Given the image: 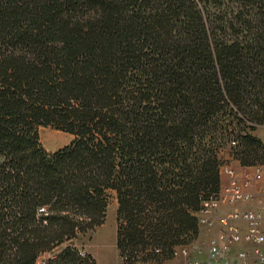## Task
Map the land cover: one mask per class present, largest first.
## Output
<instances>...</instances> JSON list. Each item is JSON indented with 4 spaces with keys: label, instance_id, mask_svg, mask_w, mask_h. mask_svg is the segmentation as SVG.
<instances>
[{
    "label": "trees",
    "instance_id": "16d2710c",
    "mask_svg": "<svg viewBox=\"0 0 264 264\" xmlns=\"http://www.w3.org/2000/svg\"><path fill=\"white\" fill-rule=\"evenodd\" d=\"M258 126L264 0H0V264H98L72 243L112 193L125 263L173 259L220 151L264 164ZM40 127L74 140L48 153Z\"/></svg>",
    "mask_w": 264,
    "mask_h": 264
},
{
    "label": "built area",
    "instance_id": "2783aa9c",
    "mask_svg": "<svg viewBox=\"0 0 264 264\" xmlns=\"http://www.w3.org/2000/svg\"><path fill=\"white\" fill-rule=\"evenodd\" d=\"M238 169L222 165L227 183L197 213L200 231L216 233L205 245L175 248L173 258L184 257L185 264H264V165Z\"/></svg>",
    "mask_w": 264,
    "mask_h": 264
},
{
    "label": "rangeland",
    "instance_id": "374dc122",
    "mask_svg": "<svg viewBox=\"0 0 264 264\" xmlns=\"http://www.w3.org/2000/svg\"><path fill=\"white\" fill-rule=\"evenodd\" d=\"M39 136H40V143L43 148L48 152L51 150L62 149L66 146H69L74 137L71 135L58 131L52 127H40L38 129ZM253 136L257 138H261L260 140H264V126H258L256 130L252 133ZM262 140V141H263ZM264 142V141H263ZM231 142L230 144L226 145L221 151L220 156L225 164H230V160L237 161L233 157L234 151H240L241 142L237 141ZM239 147V148H238ZM262 155V154H261ZM259 163H264V158L260 160ZM239 162V161H238ZM264 165V164H263ZM232 166V165H231ZM235 168V166H232ZM236 169V168H235ZM222 175V174H221ZM226 178V182L228 181L227 177L223 174ZM216 233V230L213 229L212 231L208 232L203 230L200 233L199 238L193 242L197 245H205L208 240ZM116 238H117V215L114 205L109 208L107 219L105 224L97 229L95 233H91L85 237H82L80 240L76 241L74 244L76 247L83 249L87 253L91 254L97 261L98 264H126L125 260L121 258L117 246H116ZM64 246L58 248L53 253L47 254L44 256L46 260L52 259L57 254H59L63 250ZM174 259V260H173ZM166 260L168 263L162 264H185L186 258L178 257ZM141 264H151V263H141Z\"/></svg>",
    "mask_w": 264,
    "mask_h": 264
},
{
    "label": "crops",
    "instance_id": "0c3cea01",
    "mask_svg": "<svg viewBox=\"0 0 264 264\" xmlns=\"http://www.w3.org/2000/svg\"><path fill=\"white\" fill-rule=\"evenodd\" d=\"M261 139V138H260ZM262 140H263V138H262ZM264 141V140H263ZM59 150H61V149H57V150H51V151H48V153H55V152H57V151H59ZM220 158H221V156H220ZM233 159V158H232ZM230 160V165H232V166H235V168L236 169H238V168H240V167H247V168H251V167H253V166H243V165H241V163L240 162H238V161H233V160ZM223 161V160H222ZM223 163H227V162H224L223 161ZM239 170V169H238ZM227 182H226V178L222 175V183H221V185H224V184H226ZM259 187L261 188V189H264V180H263V182L259 185ZM259 193V192H258ZM112 196H113V199H112V205H114V208H115V210H116V215H117V209H118V202H117V199H116V194L115 193H112ZM250 208H257L258 206H261V204H259V203H251L250 205H248ZM116 246H117V238H116ZM174 260V259H173ZM164 263H168L167 261L166 262H164Z\"/></svg>",
    "mask_w": 264,
    "mask_h": 264
}]
</instances>
